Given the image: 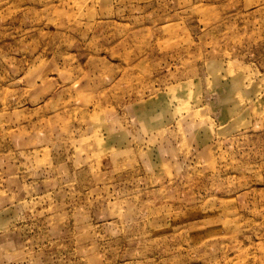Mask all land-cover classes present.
<instances>
[{"label":"rangeland","instance_id":"1","mask_svg":"<svg viewBox=\"0 0 264 264\" xmlns=\"http://www.w3.org/2000/svg\"><path fill=\"white\" fill-rule=\"evenodd\" d=\"M0 264H264V0H0Z\"/></svg>","mask_w":264,"mask_h":264}]
</instances>
